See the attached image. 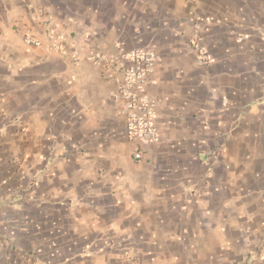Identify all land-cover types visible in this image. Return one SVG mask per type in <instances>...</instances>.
<instances>
[{"label":"crops","instance_id":"0c3cea01","mask_svg":"<svg viewBox=\"0 0 264 264\" xmlns=\"http://www.w3.org/2000/svg\"><path fill=\"white\" fill-rule=\"evenodd\" d=\"M142 46L136 161L89 55ZM0 264H264V0H0Z\"/></svg>","mask_w":264,"mask_h":264},{"label":"built area","instance_id":"2783aa9c","mask_svg":"<svg viewBox=\"0 0 264 264\" xmlns=\"http://www.w3.org/2000/svg\"><path fill=\"white\" fill-rule=\"evenodd\" d=\"M46 38L51 42L54 51L63 50V36L54 31H47ZM27 43L39 46V41L27 38ZM198 63L200 65L211 62V56L203 46L198 49ZM90 61L102 66L104 77L114 83L112 100L116 111L126 119L125 133L134 145L132 157L142 159V147H146L158 140V129L155 124L156 101L147 94L150 76L153 73L158 57L155 51L148 47L119 49L114 54L91 52ZM77 62V58L73 57Z\"/></svg>","mask_w":264,"mask_h":264}]
</instances>
